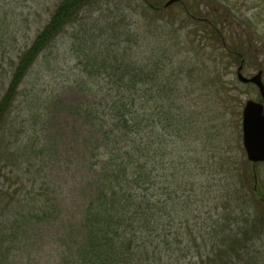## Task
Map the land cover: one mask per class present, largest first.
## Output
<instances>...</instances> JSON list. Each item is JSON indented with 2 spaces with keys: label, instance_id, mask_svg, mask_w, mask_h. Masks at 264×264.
<instances>
[{
  "label": "trees",
  "instance_id": "1",
  "mask_svg": "<svg viewBox=\"0 0 264 264\" xmlns=\"http://www.w3.org/2000/svg\"><path fill=\"white\" fill-rule=\"evenodd\" d=\"M198 1L195 9L188 0H180L172 12L174 6L164 8L165 0H59L52 5L49 0H0V177L21 87L67 29L79 26L82 32L90 26L92 45L84 59L88 77L106 75L114 81L103 83L108 86V104L68 108L84 118L85 125L88 122L91 144L87 179L78 192L86 206L71 228L65 264H264L260 171H248L244 163L239 172L227 152L221 160L218 154L199 160L205 155L200 147L203 124L210 121L200 115L194 97L212 67L215 79L210 81L222 82L226 55L234 62L247 60L246 65L252 59L245 54L247 43L233 36L224 37L232 44L222 50L225 28L218 25L225 20H210V25L197 20L201 4L217 0ZM120 15L133 27L124 25ZM187 23L194 24L191 44L177 38L172 44L167 31ZM36 27L40 28L28 44ZM87 43L85 39L82 53ZM14 48L16 55L7 57ZM183 48L195 55L179 58ZM256 57L257 66L264 69L259 48ZM91 84L86 88L97 92ZM209 101H202L208 116L213 106ZM228 171L238 179H224ZM11 199V194L0 192V210ZM51 213L48 200L44 207L20 216L42 222ZM16 223L17 219L12 225ZM14 234L12 226L0 222V264H13Z\"/></svg>",
  "mask_w": 264,
  "mask_h": 264
},
{
  "label": "rangeland",
  "instance_id": "2",
  "mask_svg": "<svg viewBox=\"0 0 264 264\" xmlns=\"http://www.w3.org/2000/svg\"><path fill=\"white\" fill-rule=\"evenodd\" d=\"M57 1L59 0H49L48 5ZM167 1L169 0H165V3ZM188 1L198 9V0ZM213 3L215 4H201L199 9L202 16L197 20L210 25V20L224 19L225 22L218 25L219 29L225 28L223 40L219 44L220 47L225 44L226 47L222 50L226 52L232 44L231 38L224 37L233 36L237 42H244V45L247 43L245 54L248 60L252 59L250 65L245 64L243 74L250 77L260 70L264 71L255 61L259 48L260 61L264 62V0H217ZM107 6L103 5V9ZM172 9L174 12L177 7ZM118 17L124 25L133 27L129 18L124 20L122 15ZM47 19L48 14L43 18L45 23ZM40 27L29 34L26 41L28 44L35 38ZM182 27L174 26L170 32L167 31L172 44L176 38L191 44L192 36L189 38V31L194 29V24L187 23ZM89 29L90 26H87L80 32L79 26L70 27L53 48L41 57L21 87V94L11 115L6 136V145L9 147L3 151L6 165L4 174L0 177V192L11 194L12 199L8 207L5 203L0 210V222L3 227L12 226L15 229L11 256L13 264H65L67 261L64 254L72 246L71 228L81 219L86 206L85 198L78 192L87 179L85 166L88 160L87 149L91 144L88 138L91 131L88 122L85 125L84 118L72 114L68 108L85 103L97 104L99 101L108 104V86L103 83H114L106 75L99 78L88 77L84 59L92 45L90 38L93 34ZM84 38L89 43L82 53ZM111 43L115 44L116 40ZM108 45L111 46L110 42ZM114 46L116 45L112 47ZM195 51L201 52L199 49ZM16 53L15 48L10 49L7 57H13ZM181 54L184 55L179 58L195 55L185 48ZM225 61L226 70L221 73L222 82L213 84L215 73L212 67V74L209 73L205 80L211 86L203 83L201 91L194 96L200 105V115L205 114L203 117L210 121L209 125L203 124L200 147L203 148L201 153L205 155L199 160L206 162V155L214 157L217 154V160H221L227 152L230 156L229 163L234 164V169L245 163L249 164L246 168L249 171V168L253 170V166L248 162L242 145V112L247 101L259 102L261 99L256 88L238 82L236 73L240 61L234 62L227 55ZM89 83L95 85L92 89L98 93L89 90ZM203 100H210L209 103L213 100L212 108L208 107L212 112L209 116L205 109L207 105H202ZM217 164L215 167L219 166ZM256 171H260L264 181V163L257 165ZM225 178H230V182H233L238 179V174L234 176L233 172L228 171ZM217 179L218 177L215 182L218 184L220 181ZM254 185H258V182ZM48 200L52 213L47 220H21L23 216L20 213L44 207ZM16 219V225H12Z\"/></svg>",
  "mask_w": 264,
  "mask_h": 264
},
{
  "label": "water",
  "instance_id": "3",
  "mask_svg": "<svg viewBox=\"0 0 264 264\" xmlns=\"http://www.w3.org/2000/svg\"><path fill=\"white\" fill-rule=\"evenodd\" d=\"M178 0H170L165 7H170ZM243 65L238 68L237 78L243 84L254 85L261 96V101L249 100L242 112V142L247 160L255 169L257 164L264 163V82L263 71L246 77L243 75Z\"/></svg>",
  "mask_w": 264,
  "mask_h": 264
}]
</instances>
